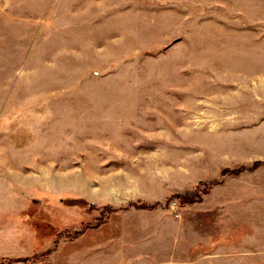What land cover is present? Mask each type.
<instances>
[{
	"label": "rangeland",
	"instance_id": "rangeland-1",
	"mask_svg": "<svg viewBox=\"0 0 264 264\" xmlns=\"http://www.w3.org/2000/svg\"><path fill=\"white\" fill-rule=\"evenodd\" d=\"M0 201L51 237L143 217L147 264H264V0H0Z\"/></svg>",
	"mask_w": 264,
	"mask_h": 264
},
{
	"label": "crops",
	"instance_id": "crops-1",
	"mask_svg": "<svg viewBox=\"0 0 264 264\" xmlns=\"http://www.w3.org/2000/svg\"><path fill=\"white\" fill-rule=\"evenodd\" d=\"M19 211L18 202L0 201V260H32L36 264H147L148 258L157 257L153 250L158 230L136 213L133 215L137 217H133L131 213L114 211L112 216L76 235L57 233L51 237L44 233L43 221L24 218Z\"/></svg>",
	"mask_w": 264,
	"mask_h": 264
},
{
	"label": "built area",
	"instance_id": "built-area-1",
	"mask_svg": "<svg viewBox=\"0 0 264 264\" xmlns=\"http://www.w3.org/2000/svg\"><path fill=\"white\" fill-rule=\"evenodd\" d=\"M0 264H34V263L30 261L3 259V260H0Z\"/></svg>",
	"mask_w": 264,
	"mask_h": 264
}]
</instances>
